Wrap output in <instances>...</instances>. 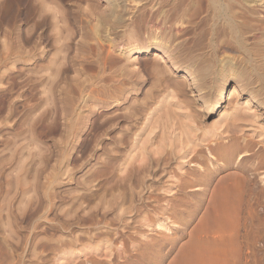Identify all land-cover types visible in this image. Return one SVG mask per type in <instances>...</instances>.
<instances>
[{"label": "rangeland", "instance_id": "374dc122", "mask_svg": "<svg viewBox=\"0 0 264 264\" xmlns=\"http://www.w3.org/2000/svg\"><path fill=\"white\" fill-rule=\"evenodd\" d=\"M124 3L128 4V8L135 4L129 0ZM108 6V0H0V220L3 217L5 221L8 219L20 237L18 243H11V238L5 243L0 237V264H7L12 258L16 259L15 264H57L61 257L69 258L70 262L71 259L78 261L81 258L83 264H99L108 247L111 252L108 261L112 262L104 258L102 264H173L182 257L184 246L207 214L212 213L209 210L214 203V194L222 186L224 175L236 172V168L228 171L215 163V168L211 167L214 173L208 178L207 172H203V168L198 169L200 166L194 162L185 164L180 170L174 161H170L168 165H150L137 180V176H133L135 179L129 182L118 181L115 169H112L116 165L114 138L118 134L126 135L128 124L124 114L129 111L127 107L136 98L139 100L138 107L144 94L132 92L129 99L123 94L118 103L114 102L113 80L108 76L111 62L101 63V66L105 62L108 64L106 68L102 67L106 76L100 75L97 67H86L87 72H84L86 61L94 59L95 51L89 45L77 44L81 33H92L109 25L106 24L111 17ZM260 11L264 15V9ZM56 24L67 25L75 33V41L69 44L70 51L65 50L63 54L75 58L76 67L68 71L66 77L60 75L55 82L48 85L41 82L36 86L32 77L37 74L40 77L38 81H42L45 72L41 69L55 56L53 54L59 46L53 37ZM177 25L175 33H189L188 19ZM147 26L150 30L161 27L159 22L153 21ZM103 29L101 33H104ZM133 31L137 33L138 29ZM119 49L122 51L123 45H119ZM63 54L60 61H63ZM79 57L87 59L81 61ZM86 74L89 76L86 77ZM89 89H95L96 94L88 96L86 92ZM230 89L226 90L221 104L224 105L231 95ZM37 100L41 102L39 118L32 111ZM45 108L48 109L46 114L43 113ZM219 108L202 117L203 123L212 125ZM158 129V132L163 130L162 126ZM153 135L157 138L153 137L152 149L151 145H147L152 156H156L152 152L154 145L155 150L161 146L159 152H172L174 155L186 145L177 143L174 135H170L173 143L170 137L164 142L160 133ZM122 141L118 148L120 160L125 158L131 146L128 137L126 139L125 136ZM136 151V158L133 159L135 167L140 164ZM204 152L203 156H207ZM243 154L238 156L236 163L242 160ZM245 160L251 161L248 157ZM248 174L244 175L248 177ZM238 175L243 176V172L239 171ZM199 176L203 179L202 183L198 181ZM260 178L258 176L252 182L255 187L251 186L252 193H244L234 229L229 227L224 232H216L214 227L208 228L212 227L210 220V224L206 225L208 229L201 233L204 239H219L221 236L228 240L225 241L231 247L226 242L224 247L228 246L226 250L233 247L234 251L228 250L227 255L224 251L223 258L227 259V264H264V182ZM167 187L176 191L162 190ZM160 221L171 225L172 230L158 229ZM108 235L111 239H106ZM77 237L80 239L76 240ZM219 245L223 247V244ZM58 247L61 251L64 248L63 252L76 247L79 251L76 250L75 258H71L67 256L69 251L60 253ZM114 251L121 256H116ZM213 252L211 256L215 257L221 251L215 249ZM94 256H98V260ZM73 264L77 262L73 261Z\"/></svg>", "mask_w": 264, "mask_h": 264}, {"label": "bare ground", "instance_id": "6f19581e", "mask_svg": "<svg viewBox=\"0 0 264 264\" xmlns=\"http://www.w3.org/2000/svg\"><path fill=\"white\" fill-rule=\"evenodd\" d=\"M126 1L128 0H108L111 17L106 24L108 23L109 27L106 26L105 30L100 28L98 31V28H95L96 30L93 29L92 33H81L80 40L77 42V44L89 45L95 51L94 59L92 58L93 60H91L88 57L87 66H82L85 68L84 72H87L86 69L89 67H97L99 69L98 73L106 76V70L104 71L102 67L108 64L105 62V65L101 66V63L104 61L111 62L109 66L111 67V73L109 72L108 76L110 75L113 80L114 91L112 96L114 97V102L118 103V99L123 94H126L128 99L129 94L132 92L144 94L138 107L137 102L139 100L135 96L136 99H132L130 107H127L129 111L124 114L128 124L125 131L126 135L118 134L114 138L115 148L113 147V149H115L114 160L116 165H114L115 168L112 165V169H115L119 182H129L133 176H137L136 180L137 178L139 179L140 175L145 173L150 165L166 164L170 161H174V165L176 166L177 164L180 170L185 164L194 162V164L200 166L198 169L203 168V172H207L208 178L214 173V169L211 167H214L215 163L220 164L228 171L236 168V172L224 175L222 186L218 189L216 188L217 190L215 189L214 203L209 210L212 213L210 215L207 214L206 219L204 218L194 236L192 235V239L184 246L182 257L173 263L227 264V259L223 258L224 251H226V255L228 250L234 251L233 247L231 248L232 250H226L228 246L227 248L224 247V243L228 240L221 236L219 239H208V237L204 239L201 233L213 227L216 232H224L229 227L234 229L238 221V212L242 208L244 193L251 190L254 191L251 187L253 186L252 182L258 176L264 182V15L260 11L264 9V0H129L130 3H135L134 6H130L131 8H128V4L124 3ZM187 19L189 33H175L174 28L177 23H183ZM150 21H153V23L159 22L161 27L158 30H150L147 26ZM66 28L67 25H55L56 31L53 33V37L55 42L59 43V46H57L56 52L53 54L55 56L51 58L47 66L41 69V71L45 72L44 76L42 75V81H38L40 77L37 74L32 77L34 85L39 86L41 82L48 85L49 82H55L60 75L66 77L65 74L68 71L75 70L77 63L74 60L75 58L73 59L68 54L66 55L68 57H65L63 54L65 50L70 51L68 50L71 49L69 44L75 41V33L70 31L72 28ZM134 28L138 29L137 33L133 31ZM102 29L104 33L100 32ZM119 45H123L122 51L118 50ZM82 50L85 51L84 49ZM104 51H106V54ZM62 54L63 61H60L62 60ZM126 62H128V65ZM78 63L81 66L80 61ZM98 73L96 74L99 75ZM88 76L86 74V77ZM97 77L99 78V76ZM84 78L83 76L82 79ZM90 79L92 80V78ZM102 79L104 78L102 77ZM229 89L231 90V95H229L223 105L221 102L224 99L226 90L228 91ZM86 93L91 96L96 94V91L94 89ZM38 100L35 102L32 111L34 110L35 115L39 118L38 113H41L39 111L41 102ZM48 102L47 105L49 104ZM218 107L220 108L218 109L219 112L215 122L212 125L203 123L202 117L207 116V113L214 112ZM46 108L49 107L46 106ZM47 110L43 113L46 114ZM51 110L49 111L52 112ZM36 120L38 121V119ZM160 126H162L163 130L158 132V127ZM154 133H160L164 142L165 138L169 139L170 135H174L177 143L186 145L179 149L181 151H175L176 155L171 154L172 152H159V150L161 151V146L157 148H160L159 150H155L154 148L156 147L154 145L152 152L156 156H152L150 152L153 147ZM125 136L126 139L128 137L131 146L127 150L125 158L120 160L118 148L122 144L121 142L124 141H122V138L124 139ZM171 142L173 143V141ZM162 143L159 144L161 145ZM148 144L151 145L149 151L147 148ZM136 150H138L136 154H138L137 157L139 159L137 162L140 164L135 167L133 159L135 157L134 153L137 152ZM203 152L207 153V156H203ZM241 153H244L243 156L241 155L243 158L236 163ZM246 157L250 158L251 161H246ZM204 165L209 166L206 168ZM239 171L243 172V176H240L241 174L238 175ZM245 173H249L248 177L244 175ZM205 175L203 176L204 178H206ZM200 180L202 183L203 179L199 176L198 181ZM205 180L208 181L207 178ZM253 188L255 187L253 186ZM162 190L169 192L172 187L163 188ZM172 191L174 193L176 190L174 191L173 189ZM7 216H9L8 213ZM3 219L4 217L0 220V237L3 238L5 243L9 238L12 240L11 243H18L20 240L19 234L11 226L8 219L6 221ZM210 220L212 227L211 225L208 226ZM157 228L168 232L172 230V226L165 221L158 222ZM108 232L111 233L110 230ZM110 233L108 234L111 235ZM109 235L106 239L110 237ZM222 235L224 234L222 233ZM77 239L80 238L77 237ZM232 241L234 242L235 239H232ZM65 242H62V244ZM219 244H223V247H220L221 245ZM109 245L111 244L109 243ZM217 246L219 248H216ZM24 247L26 248V246ZM60 247H58L59 250ZM77 248H72L70 251L69 248L67 256L70 255L71 258H75L74 255L77 254L75 252L78 250ZM109 249L110 247L105 250L104 255L102 254V259L99 257L102 262H104V258L107 261L108 259L110 260L111 252ZM123 249L126 250L125 247ZM215 249L217 252H221L214 257L211 256V253ZM63 250L64 248L59 252L61 253ZM118 254L115 252L116 256ZM215 254L217 253L215 252ZM225 254L224 257H227ZM65 255L64 257H67ZM88 257L86 256V258ZM67 259L69 258L61 257L57 260V264H71V262L73 264V261L77 262V264H83L84 262L83 259V262H81V258L79 259L80 261L71 259V262ZM100 260L99 262H101ZM15 261L16 259L12 258L7 264H15ZM53 262L55 263V261ZM102 262L99 264H102Z\"/></svg>", "mask_w": 264, "mask_h": 264}]
</instances>
